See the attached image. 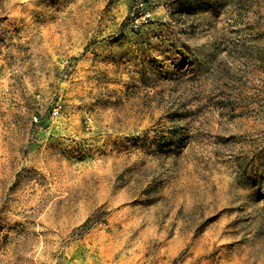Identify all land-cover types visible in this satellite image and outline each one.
<instances>
[{
    "label": "rangeland",
    "instance_id": "rangeland-1",
    "mask_svg": "<svg viewBox=\"0 0 264 264\" xmlns=\"http://www.w3.org/2000/svg\"><path fill=\"white\" fill-rule=\"evenodd\" d=\"M0 264H264V0H0Z\"/></svg>",
    "mask_w": 264,
    "mask_h": 264
}]
</instances>
